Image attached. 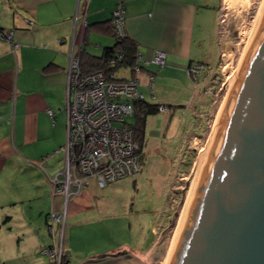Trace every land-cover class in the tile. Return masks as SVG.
Here are the masks:
<instances>
[{
  "label": "crops",
  "instance_id": "1",
  "mask_svg": "<svg viewBox=\"0 0 264 264\" xmlns=\"http://www.w3.org/2000/svg\"><path fill=\"white\" fill-rule=\"evenodd\" d=\"M117 5L140 58L137 67L122 68L116 77L137 78L151 103L201 108L202 100L195 101L203 80L195 87L186 67L200 61L209 68L219 55L218 0H0V28L13 32L12 41L0 38V264H51L42 253L51 244L47 215L63 210V196L50 194L48 178L64 165L69 53L84 37V60L113 46L110 21ZM158 49L164 52L161 67L151 61ZM98 194L91 181L67 203L65 264L135 262L128 245L112 242L104 226L93 233L88 253L78 257L81 247L73 243L83 235H69L68 229L108 216ZM91 211L97 219L86 217ZM137 260L144 264L145 255Z\"/></svg>",
  "mask_w": 264,
  "mask_h": 264
},
{
  "label": "rangeland",
  "instance_id": "2",
  "mask_svg": "<svg viewBox=\"0 0 264 264\" xmlns=\"http://www.w3.org/2000/svg\"><path fill=\"white\" fill-rule=\"evenodd\" d=\"M218 1L220 3L219 55L211 62L209 68L207 64H203L204 68L195 79L189 76L195 87L203 80L195 101L202 100V103L198 102L201 108L196 109L195 103H175L176 105L171 108L165 107L156 114L149 115L142 149L140 155L137 154L138 164L137 166L133 164L130 173L100 186L96 176L99 169L87 173L75 171L79 180L69 183L68 193L63 191L55 194L63 196V210H51L59 216L60 214L62 216L69 199L80 195L89 187L91 181H95L101 191L98 196L104 198L103 210L108 211L107 217H99L103 220H93L86 226H78L80 228L75 226L68 229L69 235L73 232L83 235L79 244L73 243L81 247L78 257L88 253L93 245L91 242L93 233L104 226L103 230L110 231L112 242H116L119 246L128 245L130 251L134 252L135 262L130 260L124 261L123 264H143L137 260L141 255H145L144 264L165 263L181 210L195 175V164L200 149L204 147L207 149L210 144L214 120L223 97L228 95L238 74L263 2V0H248V4L241 8H233L223 0ZM122 71L118 72L119 76ZM127 128L132 132L131 145L137 146L136 134H133L130 126ZM126 148V153H129V146L126 145ZM132 150L138 153L136 147ZM63 166L57 171L58 176L64 171ZM60 180L65 181L64 176H61ZM97 216L98 212L95 211L86 215L93 219H97ZM65 223L63 218L60 221L55 218L53 223L55 239L59 246L62 241L61 250L64 254L66 253L64 240L67 235ZM64 228L65 231L62 232L61 229ZM50 238L49 246L53 248V237L50 235ZM56 249L59 250L57 245ZM44 252L45 249L42 250V253ZM55 256L57 257V254ZM65 257L60 261L52 257L47 258L51 264H65Z\"/></svg>",
  "mask_w": 264,
  "mask_h": 264
},
{
  "label": "water",
  "instance_id": "3",
  "mask_svg": "<svg viewBox=\"0 0 264 264\" xmlns=\"http://www.w3.org/2000/svg\"><path fill=\"white\" fill-rule=\"evenodd\" d=\"M167 264H264V13Z\"/></svg>",
  "mask_w": 264,
  "mask_h": 264
},
{
  "label": "built area",
  "instance_id": "4",
  "mask_svg": "<svg viewBox=\"0 0 264 264\" xmlns=\"http://www.w3.org/2000/svg\"><path fill=\"white\" fill-rule=\"evenodd\" d=\"M122 5H117L113 10L112 26L117 35L124 34V14ZM86 23L82 24L80 35L83 36ZM12 31L3 32L0 28V38L12 41ZM81 39V38H80ZM77 49H71L67 65L66 85V141L60 147L64 151V170L59 176L58 172L50 176V194L63 191L68 193L69 183L78 181L75 171L93 172L97 169L98 183L100 186L106 182H112L118 177L131 172L133 164L137 166L138 155L132 146L131 129L124 124V117L131 114L132 106L128 102L131 98H140L135 81L132 79H114L104 72L81 75L78 68ZM151 61L162 66L164 64V52L155 50ZM204 65L192 62L186 69L187 75L192 79L200 74ZM165 107H161V110ZM52 115V113L50 112ZM121 123V124H120ZM124 124V125H123ZM126 145L129 153H126ZM134 153V154H133ZM129 158V160H126ZM132 158V159H131ZM96 172V173H97ZM73 173V176H72ZM64 176L65 181L60 180ZM65 182V183H64ZM78 185V184H77ZM80 186V185H78ZM61 218L65 222V209L61 216L50 211L47 216V228L53 237V248L48 246L44 254L59 261L65 256L58 245L53 230L54 219ZM60 230V228H59ZM64 232V229H61ZM63 236V235H62ZM56 245L59 247L57 251ZM57 254V257L55 256Z\"/></svg>",
  "mask_w": 264,
  "mask_h": 264
},
{
  "label": "trees",
  "instance_id": "5",
  "mask_svg": "<svg viewBox=\"0 0 264 264\" xmlns=\"http://www.w3.org/2000/svg\"><path fill=\"white\" fill-rule=\"evenodd\" d=\"M110 24H111L113 37L115 38V43L113 46L105 48L100 56H92L89 59L87 58L84 60L83 47L85 44V37L83 38L80 48L76 51V55L78 56L79 72L81 75H87L101 71L106 73L108 77H110L111 75V78L114 79H119V80L132 79L135 81L136 89L140 93L138 89L139 81L137 78L135 77L117 78L116 77L117 74L115 75V73L122 68L137 67V60L138 58H140V53L137 50V44L133 39L127 37L125 31L123 35L121 36L117 35L112 26V19L110 21ZM197 62L205 64L204 62H200V61ZM191 63L192 61L188 64V66L191 65ZM151 83H152V77L150 76L148 82L150 91H151ZM128 102L132 106V112L131 114L124 117L123 123L126 124L127 126H130L132 128L133 134L134 135L136 134L137 137L135 136V139L138 141L137 154L140 155L142 144L144 141L143 138L145 133L147 117L149 115L156 114L157 112L161 111V107L171 108L173 105L151 103L146 99H144L142 94L140 98L128 99ZM65 256H67V253H65Z\"/></svg>",
  "mask_w": 264,
  "mask_h": 264
},
{
  "label": "bare ground",
  "instance_id": "6",
  "mask_svg": "<svg viewBox=\"0 0 264 264\" xmlns=\"http://www.w3.org/2000/svg\"><path fill=\"white\" fill-rule=\"evenodd\" d=\"M223 2L226 3L229 7H233V8L234 7H240L241 8V6H243L245 4H248V0H223ZM258 13H259L258 14V20H257V22H256V24L254 26V29H253V32H252L253 33L252 34V37L250 36L251 38H250V41L247 44L246 49L249 47V45H250V43H251L254 35L256 34V32L258 30V27H259V24H260V21H261V17H262V15L264 13V0L262 2V5L260 6V10H259ZM226 98H227V96H224L223 97V100H222V102L220 104L218 113H217L216 118L214 120L213 129H214L215 124H216V122H217V120L219 118V114H220L221 108L224 105ZM211 137H210V141L209 142H211ZM209 146H210V144H208V147ZM208 147H207V149H206V147L200 149V153H199L200 155L198 156L197 162L195 164V175L193 177V180H192L190 189L188 191V194H187V197H186L184 206H183V208L181 210V214H180V217H179V220H178V224L176 226V230H175L174 236L172 238V241H171V244H170V248H169V251H168V255H167V258H166V261H165L164 264H167L168 263L167 261L169 260V257L172 254L174 245H175V243L177 241L178 235H179V233H180V231L182 229L183 223H184V221L186 219L187 212H188V209H189V205H190V203L192 201L193 195H194L195 190H196L197 185H198V181L200 179L201 171H202L203 166H204V163H205V161L207 159V155H208V151H209V148Z\"/></svg>",
  "mask_w": 264,
  "mask_h": 264
}]
</instances>
